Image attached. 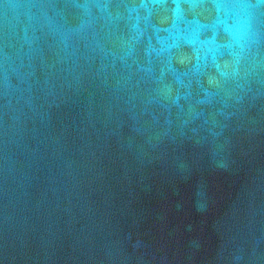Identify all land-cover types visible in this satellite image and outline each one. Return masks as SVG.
I'll use <instances>...</instances> for the list:
<instances>
[{
    "label": "water",
    "instance_id": "water-1",
    "mask_svg": "<svg viewBox=\"0 0 264 264\" xmlns=\"http://www.w3.org/2000/svg\"><path fill=\"white\" fill-rule=\"evenodd\" d=\"M84 2L0 0V264H264V84L186 91Z\"/></svg>",
    "mask_w": 264,
    "mask_h": 264
},
{
    "label": "clouds",
    "instance_id": "clouds-1",
    "mask_svg": "<svg viewBox=\"0 0 264 264\" xmlns=\"http://www.w3.org/2000/svg\"><path fill=\"white\" fill-rule=\"evenodd\" d=\"M86 18L77 33L90 26L96 15L111 23L128 22V36L121 42L122 58L133 55L137 45L148 63L157 60L171 69L172 61L191 68L178 84L186 91L202 87L222 89L232 85L237 102L252 80L264 84V0H132L76 4ZM42 14L48 19L47 7ZM155 20V22H153ZM68 36L62 34L67 47ZM205 96L210 93L203 89ZM163 100L175 103L171 88Z\"/></svg>",
    "mask_w": 264,
    "mask_h": 264
}]
</instances>
